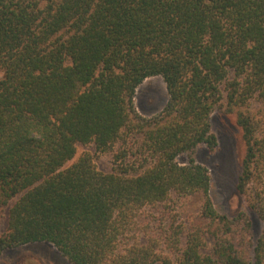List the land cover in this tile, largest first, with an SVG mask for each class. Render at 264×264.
Wrapping results in <instances>:
<instances>
[{"label": "trees", "instance_id": "trees-1", "mask_svg": "<svg viewBox=\"0 0 264 264\" xmlns=\"http://www.w3.org/2000/svg\"><path fill=\"white\" fill-rule=\"evenodd\" d=\"M0 69V254L50 242L73 264H264V227L246 258L232 237L251 234L248 211L220 214L194 157L217 149L213 112L234 114L236 188L264 222V0H0ZM153 76L168 99L147 117L135 96ZM136 134L112 172L75 160L78 144L111 152ZM198 192L201 216L226 229L209 252L174 223L164 240L129 241L145 208Z\"/></svg>", "mask_w": 264, "mask_h": 264}, {"label": "rangeland", "instance_id": "rangeland-1", "mask_svg": "<svg viewBox=\"0 0 264 264\" xmlns=\"http://www.w3.org/2000/svg\"><path fill=\"white\" fill-rule=\"evenodd\" d=\"M2 70L0 69V78ZM168 99L166 84L162 77L153 76L147 78L138 88L135 96L137 111L147 117L156 115L165 106ZM212 131L216 134L218 146L215 151L202 144L195 151V160L206 166L211 175V195L216 209L220 214L229 218L236 217L240 211L246 210L252 223L251 234L241 224L233 226L234 240L237 242L241 253L248 259L252 258V248L259 237L264 222L258 215L249 210L245 197L236 188L237 179L241 171V162L244 156L245 146L242 132L236 123L234 114L226 112L225 108L213 112L211 119ZM141 140V134L131 138V142L123 144L118 142L111 152L97 151L94 143L78 144L75 160L81 155L89 153L98 170L108 173L114 171L116 166L115 154L123 146L136 145ZM131 158V157H130ZM129 159V158H128ZM180 163L187 161V155L178 158ZM118 161H121L119 159ZM15 197L10 204L16 201ZM203 203L202 193H194L185 197H172L156 206L147 207L137 217L139 226L136 232L129 235V241L145 242L146 238L153 236L158 240H164L169 233L170 224L182 226L185 230L197 229L200 231L204 242V252H209L213 246V234H224L225 228L217 221L205 219L200 210ZM9 206L0 211V235L8 229ZM179 228V227H178ZM123 247V243L120 244ZM161 249L169 251L166 244ZM0 264H73L50 242L27 243L20 246L7 248L0 254Z\"/></svg>", "mask_w": 264, "mask_h": 264}]
</instances>
